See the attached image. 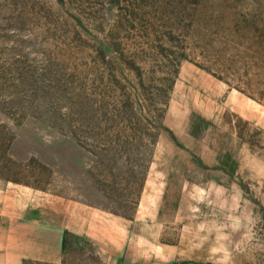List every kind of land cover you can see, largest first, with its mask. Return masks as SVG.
<instances>
[{
    "label": "rangeland",
    "instance_id": "rangeland-1",
    "mask_svg": "<svg viewBox=\"0 0 264 264\" xmlns=\"http://www.w3.org/2000/svg\"><path fill=\"white\" fill-rule=\"evenodd\" d=\"M6 187L60 264H264V0H0Z\"/></svg>",
    "mask_w": 264,
    "mask_h": 264
},
{
    "label": "crops",
    "instance_id": "crops-1",
    "mask_svg": "<svg viewBox=\"0 0 264 264\" xmlns=\"http://www.w3.org/2000/svg\"><path fill=\"white\" fill-rule=\"evenodd\" d=\"M41 198L44 197L35 191L19 188L6 187L0 192V264H23L28 260L49 264L62 262L65 234L72 232L64 223V201L61 199L59 206V199L48 203V199ZM39 203L41 208L49 207L56 218L54 215L50 220L40 215V219L35 210L38 207L31 209L33 204ZM72 233L96 244L85 229ZM99 248L106 250L101 245ZM112 264L123 263L118 259ZM132 264H139V261Z\"/></svg>",
    "mask_w": 264,
    "mask_h": 264
},
{
    "label": "trees",
    "instance_id": "trees-1",
    "mask_svg": "<svg viewBox=\"0 0 264 264\" xmlns=\"http://www.w3.org/2000/svg\"><path fill=\"white\" fill-rule=\"evenodd\" d=\"M25 262V261H24Z\"/></svg>",
    "mask_w": 264,
    "mask_h": 264
}]
</instances>
